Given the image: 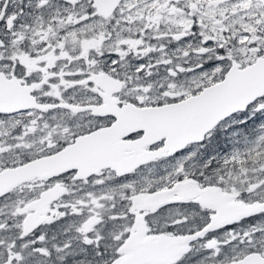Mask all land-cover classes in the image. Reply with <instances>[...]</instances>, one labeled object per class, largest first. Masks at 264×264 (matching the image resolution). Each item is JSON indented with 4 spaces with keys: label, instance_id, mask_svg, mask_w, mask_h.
<instances>
[{
    "label": "snow or ice",
    "instance_id": "1",
    "mask_svg": "<svg viewBox=\"0 0 264 264\" xmlns=\"http://www.w3.org/2000/svg\"><path fill=\"white\" fill-rule=\"evenodd\" d=\"M0 264H264V0H0Z\"/></svg>",
    "mask_w": 264,
    "mask_h": 264
}]
</instances>
